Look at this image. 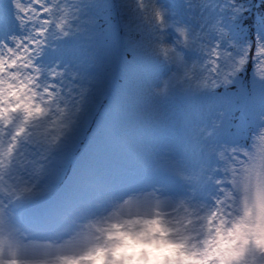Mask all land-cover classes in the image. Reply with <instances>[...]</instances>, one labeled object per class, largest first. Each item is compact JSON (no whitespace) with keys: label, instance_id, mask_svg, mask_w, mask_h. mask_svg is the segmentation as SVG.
Listing matches in <instances>:
<instances>
[{"label":"snow or ice","instance_id":"obj_1","mask_svg":"<svg viewBox=\"0 0 264 264\" xmlns=\"http://www.w3.org/2000/svg\"><path fill=\"white\" fill-rule=\"evenodd\" d=\"M68 11L59 0H0V105L7 108L0 114V264H57L70 249L99 247L102 217L122 210L126 221L158 223L139 254L161 264L181 253L199 259L225 237L229 252L207 264H264V136L251 151L210 154L198 169L185 172L177 162V189L99 193L69 176L94 116L86 72L45 62L57 51L50 35H67L58 21ZM11 88L22 90L5 99ZM39 203L43 211L34 209ZM113 258L109 252L105 264Z\"/></svg>","mask_w":264,"mask_h":264},{"label":"rangeland","instance_id":"obj_2","mask_svg":"<svg viewBox=\"0 0 264 264\" xmlns=\"http://www.w3.org/2000/svg\"><path fill=\"white\" fill-rule=\"evenodd\" d=\"M68 2L81 7L72 24V35L57 41V51H49L45 62L60 59L70 69L86 72L88 78L82 83L90 85V115L94 116L92 131L84 137L87 147L73 155L70 177L75 172L91 191L99 193L156 185L163 191L177 189L182 185L180 176L172 170L177 162L182 171L198 169L210 154L215 159L214 154L220 150L226 154L234 148L237 152L251 151L259 137L264 136L260 131L264 122L259 119L264 112V81L257 78L255 67L249 81L252 100L245 109L255 132L252 146L220 143L231 126H224V120L226 112L235 108L236 94L230 90L224 95L217 91L178 93L164 99L151 95V87L159 85L170 70L162 59L149 54L159 38L150 10L144 20L126 16L125 5L134 4L135 0ZM157 2L168 10L170 19L189 29L186 47L172 28L163 33L162 42L175 45L170 54L177 64L193 62L197 50L214 35L212 22L221 15L232 41L231 45L225 41V51L230 55L221 63L237 64L236 54L248 53L250 43L240 20L250 8L249 0H235L234 4H229V0ZM146 3L150 6L152 0ZM222 4L229 6L221 11ZM254 29L257 48L258 41L264 40L261 16L255 17ZM241 71L236 72L232 84L239 81ZM218 108L225 113L223 125L212 135H206ZM46 206L39 203L34 209L43 211ZM126 215L122 210L121 216ZM141 256L146 254L142 252Z\"/></svg>","mask_w":264,"mask_h":264},{"label":"clouds","instance_id":"obj_3","mask_svg":"<svg viewBox=\"0 0 264 264\" xmlns=\"http://www.w3.org/2000/svg\"><path fill=\"white\" fill-rule=\"evenodd\" d=\"M235 0H229V4H234ZM59 6L66 7L68 11L67 18L60 23L64 32L67 34L59 40H63L72 35V24L78 18L81 7L70 4L68 0H59ZM228 4L220 5L221 11L228 8ZM126 16H135L137 19L147 20L148 11L150 9L151 16L154 19L158 40L150 51L153 57H159L168 66L169 73L161 79L159 85L151 87V95L161 99L167 98L169 94L191 93L203 94L215 92L217 89L227 87L233 83V77L238 70H241L243 65L239 61L244 58L243 55L236 54L237 64H222L230 53L225 51V41L228 45L232 44L230 39V31L225 26L223 15L218 16L211 27L214 29V35L209 36L208 41L197 50V57L193 62L186 65L177 64L170 54L175 49V45L162 42L163 33L168 28H172L180 38V41L186 47L188 44V27L181 24L176 19H170L168 10L157 0H152L151 5L146 3V0H135L134 4L125 5ZM174 15V14H173ZM56 36H60L57 30ZM52 35L49 37L50 45H57V41ZM219 44V47L217 45ZM219 54V58H217ZM254 67L256 69L257 78L264 81V40H259L255 53H252ZM2 70V65H0ZM22 89L11 88L6 92L7 96H19ZM0 91H4L0 89ZM7 112V108L0 105V114ZM224 110L218 108L215 116L212 118L211 126L208 127L206 135H212L214 130L219 129L223 125ZM259 119L264 122V112L260 113ZM261 132H264V124L261 125ZM224 147L223 145L221 146ZM140 228L142 230H137ZM159 228L157 222L152 221L147 224L138 225L134 221H126L124 216H108L105 215L101 219L98 229L99 235L96 236L95 243L100 244L99 247L88 249H70L68 252L57 261V264H105L106 255L111 252L113 259L108 261V264H161V261L155 259L153 255L146 257L139 254V249L142 246V241L145 237H151ZM264 235V233H262ZM227 237L216 242L215 247L203 257L197 259L195 254L189 256L181 253L178 261H170L169 264H207L208 259L213 255L223 257L229 252L227 247H221ZM119 242V243H117Z\"/></svg>","mask_w":264,"mask_h":264},{"label":"trees","instance_id":"obj_4","mask_svg":"<svg viewBox=\"0 0 264 264\" xmlns=\"http://www.w3.org/2000/svg\"><path fill=\"white\" fill-rule=\"evenodd\" d=\"M260 9H264V2L262 3V5L259 8H257V10H260ZM252 49H253V45H252Z\"/></svg>","mask_w":264,"mask_h":264},{"label":"bare ground","instance_id":"obj_5","mask_svg":"<svg viewBox=\"0 0 264 264\" xmlns=\"http://www.w3.org/2000/svg\"><path fill=\"white\" fill-rule=\"evenodd\" d=\"M146 1H150V0H146ZM150 10V9H149ZM147 15H150V12L148 11V14Z\"/></svg>","mask_w":264,"mask_h":264}]
</instances>
